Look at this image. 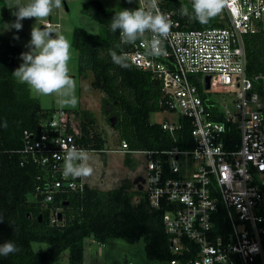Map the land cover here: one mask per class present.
I'll use <instances>...</instances> for the list:
<instances>
[{
	"label": "built area",
	"instance_id": "obj_1",
	"mask_svg": "<svg viewBox=\"0 0 264 264\" xmlns=\"http://www.w3.org/2000/svg\"><path fill=\"white\" fill-rule=\"evenodd\" d=\"M158 0L159 11L172 21L166 34L146 31L123 54L130 66L149 73L161 85L164 111L176 113V122L161 128L172 138L182 129L181 119L191 125L192 146L163 151H130L122 141L112 150L144 157L141 191L151 208L165 207L164 232L175 256L170 264H264V74H250L244 35L264 32V0H224L214 15L221 26L191 29L180 15L191 11L192 0ZM151 0H138L150 8ZM56 27L45 22L43 27ZM158 39V54L151 41ZM206 77L209 87L206 88ZM79 118L55 109L40 137L27 147L38 155L40 165L59 174L43 203L54 201L60 190L82 191V176H64V156L79 145ZM89 187V186H88ZM140 199L134 196L133 203ZM51 211V223L58 222ZM223 257V260L220 259Z\"/></svg>",
	"mask_w": 264,
	"mask_h": 264
},
{
	"label": "trees",
	"instance_id": "obj_2",
	"mask_svg": "<svg viewBox=\"0 0 264 264\" xmlns=\"http://www.w3.org/2000/svg\"><path fill=\"white\" fill-rule=\"evenodd\" d=\"M6 1L0 0V6H5ZM171 7L180 10L181 4L173 0ZM82 12L98 22L100 33L73 28L71 46L77 52V71L79 75L92 73L90 85L102 94L101 110L118 134L117 143L126 142L130 151L190 148L191 125L187 119H181L182 129L175 139L160 123L149 121L150 114L165 110L159 82L130 66L124 57L123 65L112 62L109 49L123 56L134 43L125 42L119 29L109 30L115 12L106 10L97 0L83 3ZM180 19L187 20L191 29L221 26L213 16L206 23L183 14ZM16 39L0 35V243L12 240L19 251L0 257V264H53L65 251L67 264H83L81 242L86 237L101 244L112 239L131 244L142 240L148 259L170 264L175 256L164 232L165 207L151 208L143 193L133 190L134 181L122 179L118 187L108 190L88 186L82 191L60 190L54 201L45 206L46 192L59 174L40 165L38 155L27 147L44 132L55 109L43 108L27 84L12 74L23 53ZM244 44L247 71L264 74V32L244 35ZM73 113L82 130L78 144L98 152L106 150L93 113L83 109ZM5 122L7 127H3ZM124 165L135 169L130 154L124 155ZM136 195L140 199L134 204ZM51 211L61 214L58 222L51 223ZM33 244H45L46 249L37 251ZM194 258V254H189L180 264ZM234 264L241 263L234 258ZM251 264L262 262L257 258Z\"/></svg>",
	"mask_w": 264,
	"mask_h": 264
},
{
	"label": "rangeland",
	"instance_id": "obj_3",
	"mask_svg": "<svg viewBox=\"0 0 264 264\" xmlns=\"http://www.w3.org/2000/svg\"><path fill=\"white\" fill-rule=\"evenodd\" d=\"M93 0H62V7L54 9L49 17L46 18H24L22 29L2 30L0 35L13 38L17 37L16 43L20 45L23 52L29 50L28 42L30 41L31 29L34 25L42 26L45 22L57 23L59 30L62 31L70 40L74 27H81L90 33H100V25L97 21L90 19L82 12L83 3ZM102 6L109 11H118L122 9L134 10L138 8V0H97ZM28 0H7L5 6H0V25L13 22L16 17L17 5L27 3ZM65 3V5H64ZM66 6V7H65ZM69 61V74L75 82L72 90L77 98L75 105L60 103L61 97L56 94L44 95L36 92L29 85L31 95L39 99L43 108H62L73 112L76 109L89 104V111L95 117V126L103 138L105 139V149L110 150L103 153H91L88 163L92 166L93 172L90 175L83 176L90 187L101 190L113 189L119 186V181L126 178H132L134 182H139L144 176V157L140 154H133L131 157L135 162V170H131L124 165V154L112 151L117 149L118 134L113 130L111 124L103 115L100 102L102 96L100 92L93 89L90 85L92 73L88 71L84 75H79L77 71V52L71 46ZM22 63L19 59V65ZM100 97V99H99ZM178 116L176 113L168 111L154 112L150 114L149 121L151 123H162L168 121L176 122ZM103 155L105 159L103 158ZM133 202V201H132ZM83 248V264H168L166 262H157L146 257L144 252V243L142 240L135 243H127L119 239L109 240L107 243L101 244L86 237L82 239ZM33 248L37 251L46 249L45 244H33ZM68 252L65 251L60 255L58 260L53 264H67Z\"/></svg>",
	"mask_w": 264,
	"mask_h": 264
},
{
	"label": "clouds",
	"instance_id": "obj_4",
	"mask_svg": "<svg viewBox=\"0 0 264 264\" xmlns=\"http://www.w3.org/2000/svg\"><path fill=\"white\" fill-rule=\"evenodd\" d=\"M224 6V0H192L191 12L188 8L182 9V14L206 23L208 19L219 13ZM14 13L16 19L10 24L0 25V29L9 30L22 29L24 18H46L54 9L62 7V0H28L27 3L17 5ZM150 8L155 12L147 11L144 8L134 10L122 9L115 12L108 27L111 32L120 30V36L127 43H133L138 36L146 31L166 34L169 31L172 21L166 14L159 11L158 0H151ZM54 34V35H53ZM28 42L29 50L21 53L22 63L13 71V75L19 81L26 83L36 92L44 95L56 93L62 104L75 105L76 96L73 94L75 82L69 74V61L71 58V43L69 38L59 30V26L43 27L34 25ZM158 39L151 41V53L158 54ZM113 63L123 65L124 60L121 54L115 50H108ZM7 127V123L3 124ZM89 157L84 149L73 147L64 156V176H87L93 172L92 166L88 163ZM3 216L0 215V221ZM19 251V247L12 240L0 243V257H6L11 253ZM223 260V257H220ZM204 264H214L211 257H206Z\"/></svg>",
	"mask_w": 264,
	"mask_h": 264
},
{
	"label": "crops",
	"instance_id": "obj_5",
	"mask_svg": "<svg viewBox=\"0 0 264 264\" xmlns=\"http://www.w3.org/2000/svg\"><path fill=\"white\" fill-rule=\"evenodd\" d=\"M59 26V25H58ZM100 96H102V94H100ZM99 99H100V97H99ZM88 103L85 105V106H82L81 108H79V109H83V110H89V107H88ZM55 109V108H54ZM62 109H64V110H66L64 107H62ZM70 112V111H69ZM89 154H91V153H89ZM88 156H90V155H88ZM103 158L105 159V157H104V155H103ZM132 158V157H131ZM132 160H133V158H132ZM133 162H136V161H134L133 160ZM135 170V169H134ZM133 171V170H132ZM127 179H129V180H131V181H133L132 179H133V177L132 178H127ZM84 182L86 183V185H88V182L84 179ZM120 182V181H119ZM139 183H140V186H142L143 185V182H141V180L139 181V182H134V187H133V190H137V189H139ZM89 186V185H88ZM90 187V186H89ZM91 188H94V187H91Z\"/></svg>",
	"mask_w": 264,
	"mask_h": 264
},
{
	"label": "water",
	"instance_id": "obj_6",
	"mask_svg": "<svg viewBox=\"0 0 264 264\" xmlns=\"http://www.w3.org/2000/svg\"><path fill=\"white\" fill-rule=\"evenodd\" d=\"M66 7V6H65ZM41 28H43V27H41ZM54 35V34H53ZM209 87V77H206V88H208ZM60 213L58 214V217L60 218Z\"/></svg>",
	"mask_w": 264,
	"mask_h": 264
}]
</instances>
